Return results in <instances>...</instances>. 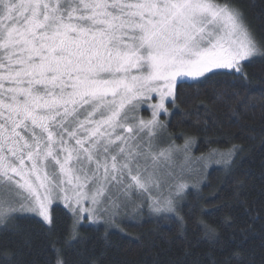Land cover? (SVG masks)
<instances>
[{"label": "rangeland", "instance_id": "obj_1", "mask_svg": "<svg viewBox=\"0 0 264 264\" xmlns=\"http://www.w3.org/2000/svg\"><path fill=\"white\" fill-rule=\"evenodd\" d=\"M0 43V223L18 211L47 225L56 204L94 226L168 213L231 160L168 144L161 118L178 83L259 53L213 0H0Z\"/></svg>", "mask_w": 264, "mask_h": 264}, {"label": "trees", "instance_id": "obj_2", "mask_svg": "<svg viewBox=\"0 0 264 264\" xmlns=\"http://www.w3.org/2000/svg\"><path fill=\"white\" fill-rule=\"evenodd\" d=\"M213 1L240 15L259 53L238 72L178 83L161 121L168 144L191 142L195 157L216 151L231 160L191 180L165 214L143 209L94 226L60 204L50 225L12 211L0 223V264H264V0ZM133 118L148 122L149 112Z\"/></svg>", "mask_w": 264, "mask_h": 264}]
</instances>
